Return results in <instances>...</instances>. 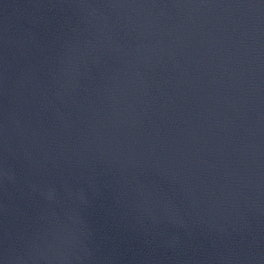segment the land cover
I'll return each mask as SVG.
<instances>
[{
	"label": "water",
	"instance_id": "1",
	"mask_svg": "<svg viewBox=\"0 0 264 264\" xmlns=\"http://www.w3.org/2000/svg\"><path fill=\"white\" fill-rule=\"evenodd\" d=\"M0 264H264V0H0Z\"/></svg>",
	"mask_w": 264,
	"mask_h": 264
}]
</instances>
